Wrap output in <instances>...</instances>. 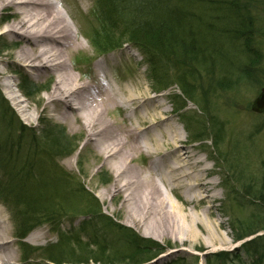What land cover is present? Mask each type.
<instances>
[{
    "label": "rangeland",
    "instance_id": "rangeland-1",
    "mask_svg": "<svg viewBox=\"0 0 264 264\" xmlns=\"http://www.w3.org/2000/svg\"><path fill=\"white\" fill-rule=\"evenodd\" d=\"M58 1L64 12L68 13L69 22L78 28L80 34L77 41L84 45L83 50L68 61V66L74 74H82L85 70L89 72L95 63L104 60L106 64H109V80L114 87L119 89L120 86H124L133 89L137 84L141 85L150 96H158L160 102L164 104V109L168 110V123L178 129L185 146L192 151L196 158L204 160L202 166L209 169L207 181H217L213 193L218 194V199L210 203V216L204 213V208H207L208 205L199 207L197 203L185 204L186 213H196L200 220H203V224H199L197 228L200 237L194 244L187 240L178 242L171 239L166 236L173 233L170 231L157 233L163 238L159 242L152 237H145L144 233H148L145 228L135 229L128 226L127 223L131 219L126 213L124 195L122 193L107 194L106 192L114 184L115 176L105 163L103 155L99 153L100 150L96 149L94 144L88 143L85 130L80 128L76 121L63 122L58 113L47 105L46 98L53 89L54 77L37 78L33 70L18 60L22 43L15 34L5 32L17 19V16L13 15V8L9 7L0 10V140L7 137L5 134L9 132L7 130L10 128V123L8 124L4 119L6 102L3 99L8 102L19 121L27 129H32L26 131L27 134H32L34 130L37 131L39 138L41 134L39 136L38 134L45 127H49V124L52 127H62L67 130L68 141L75 143L76 140H79L80 145L77 152L72 155H60L59 153V155H54L51 159L52 167L59 168L69 176L71 187L78 188L77 193H82L84 196L92 195L95 198V201H92L93 206L99 204L101 214L111 217L115 223H119L127 229H132L139 236L152 239L163 246L165 250L156 260L154 259L156 262L152 264H242L243 261L248 264L256 263L253 260L255 258L245 254L242 249L237 250L241 251V255L238 253L241 260L236 259V255L230 256V254L235 252L233 248L239 244L235 243V239L246 232V225L252 219L264 216V207L261 206L264 204L260 201L259 204L258 200H255V195H258V192L262 191L261 189L264 194V113L257 114L251 110L252 104L264 88V0H255L257 4L255 11L257 12L254 11L253 15L256 17L251 15L255 21L254 29L247 32L246 28L247 36H254L253 39H255V42L252 40L249 46L251 49L243 40H240L236 46L231 43L227 45L226 48H228L230 56H228L223 70L219 69V64L213 68L210 63H207L205 69L198 65L194 66L193 71L197 75L200 74L202 78L197 87L192 86L196 84L195 80L186 79L193 92L189 97L185 96L183 92L182 85L184 84L178 79V71L169 70L167 73L160 74L163 81L158 83L154 79L152 69L145 56L132 44H126L127 46L110 53V55L98 56L94 45L90 43L88 32H91L98 20L96 14L98 6L109 0ZM1 4L0 0V8ZM118 27L120 28L115 31L113 36L120 39V36H126V32L123 31L124 26L119 25ZM243 74L248 78L245 81H239V76ZM24 77L30 79L38 89L34 95L27 98L22 95L19 88ZM222 81L229 85L221 86ZM5 82L14 85L13 90H17L22 99L29 104V113L35 116V121L26 123L22 120L19 112L15 110L13 102L7 97ZM114 114L108 119L112 122L113 120L121 122L126 113ZM190 117L196 118L199 124L191 123ZM190 123L193 124L192 128H190ZM11 129L10 132L13 131ZM217 132L220 133L218 142L221 145L219 146L214 144ZM199 133L202 136L198 138ZM22 143L28 149L29 142ZM42 147L46 148L44 142ZM40 151L45 155L48 153L42 148ZM24 153L26 155V152ZM150 161L151 159L143 154L136 158V162L132 163L131 167L146 170ZM0 164L1 167L4 166L1 161ZM108 179H111V183L105 182ZM248 190L251 191L247 192ZM249 194L250 196H248ZM168 195L171 200L180 204L184 203L183 196L179 192L170 191ZM87 205L86 202L74 200V208L62 213L58 222L63 233L76 232L84 222L92 220V215L87 213ZM10 214L8 208L0 200V216L6 227V232L1 231L0 235L6 237L9 242L2 247L1 254L6 253L13 257V264H45L44 260L39 258L24 262L23 250L16 237L15 224ZM217 220L218 224L214 228L212 222ZM209 225L211 227H208ZM54 228L43 225L33 229L25 240L28 248L42 250L59 243L60 237L53 232ZM214 230L221 240H215V244L209 247L208 239ZM90 231L91 228L88 226L87 232ZM79 233L86 241L81 230ZM260 252H262L260 254L264 260V249H261ZM164 255L165 257H162ZM89 264L95 263L90 262Z\"/></svg>",
    "mask_w": 264,
    "mask_h": 264
},
{
    "label": "trees",
    "instance_id": "trees-1",
    "mask_svg": "<svg viewBox=\"0 0 264 264\" xmlns=\"http://www.w3.org/2000/svg\"><path fill=\"white\" fill-rule=\"evenodd\" d=\"M256 7L255 0H109L98 6V20L91 29L89 40L97 53L105 54L132 44L145 56L158 83L163 81L160 74L178 71V79L184 84L183 92L189 97L193 92L186 79L195 80L196 84L192 86L197 87L202 78L195 74L194 66L205 69L207 63L213 68L219 64V69L223 70L230 56L227 45L236 46L243 40L249 47L252 40L255 42L254 36H247V32L254 29L255 21L251 15L256 17L253 15ZM116 25L124 26L126 36H120V39L113 36L120 28ZM247 78L243 74L238 79L245 81ZM22 80L19 88L25 98L38 91L30 79L24 77ZM220 85L227 87L229 83L222 81ZM3 101L7 107L4 119L10 123V128L5 134L7 137L0 140V161L4 165L1 167L0 164V200L13 218L24 262L39 258L45 264H145L163 253L165 249L159 243L145 239L101 214L99 204L93 206L95 198L92 195L77 193L78 188L71 187L69 176L52 167L54 155H72L77 152L79 140L70 143L67 130L50 124L38 134H41L39 138L37 131L27 134L26 131L32 129H27L8 102ZM190 121L199 124L196 118L190 117ZM201 136L199 133L198 138ZM219 137L217 132L216 146L221 145ZM22 142H29L28 149ZM43 142L46 148L42 147ZM41 148L48 152L47 156ZM105 182L111 183V179ZM262 191L255 195V200L264 204ZM74 200L88 204L87 213L92 215V220L84 222L76 232L63 233L58 218L65 210L74 208ZM43 225L55 226L53 232L60 237L59 243L42 250L28 248L24 240L33 229ZM88 226L90 232H87ZM263 227L264 216L252 219L245 227L246 232L235 240L243 241L257 235L264 231ZM80 230L86 241L80 236ZM239 249L253 256L254 264H262L260 250L264 249V236L247 241ZM232 253L230 256L236 255V259L241 260L240 250Z\"/></svg>",
    "mask_w": 264,
    "mask_h": 264
},
{
    "label": "bare ground",
    "instance_id": "bare-ground-1",
    "mask_svg": "<svg viewBox=\"0 0 264 264\" xmlns=\"http://www.w3.org/2000/svg\"><path fill=\"white\" fill-rule=\"evenodd\" d=\"M1 1L0 10L13 8V15L17 16L5 32L15 34L22 43L18 60L37 78L54 77L47 105L63 122L76 121L85 130L88 143L100 150L114 172L115 182L106 192L124 195L126 213L131 219L128 226L145 228L148 233L144 236L159 242L163 240L157 235L161 231L173 232L166 236L178 242H197V228L203 220L196 213H186L184 207L194 203L199 207L208 205L204 213L210 216V203L218 199V194L213 193L217 181H207L209 169L202 166L204 160L196 158L178 129L168 123V110L159 97L150 96L137 84L133 89L114 87L109 80V64L104 60L95 63L89 72L74 74L68 61L84 45L77 41L78 28L69 22L68 13L58 0ZM4 87L22 120L35 121L29 104L13 90L14 85L5 82ZM114 113H126L125 118L112 122L108 117ZM143 154L151 159L147 169L132 168L131 164ZM170 191L179 192L184 203L171 200ZM217 222H212L214 228ZM5 230L0 216V232ZM1 236L0 264H13V257L1 254L2 247L9 243ZM219 238L214 230L207 245L213 246Z\"/></svg>",
    "mask_w": 264,
    "mask_h": 264
},
{
    "label": "water",
    "instance_id": "water-1",
    "mask_svg": "<svg viewBox=\"0 0 264 264\" xmlns=\"http://www.w3.org/2000/svg\"><path fill=\"white\" fill-rule=\"evenodd\" d=\"M251 110L257 114L264 113V88L260 95L255 99L254 103L252 104Z\"/></svg>",
    "mask_w": 264,
    "mask_h": 264
}]
</instances>
